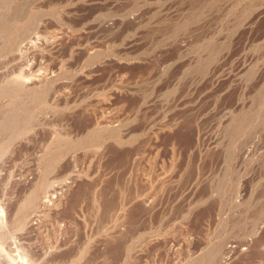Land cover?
<instances>
[{"label": "rangeland", "instance_id": "374dc122", "mask_svg": "<svg viewBox=\"0 0 264 264\" xmlns=\"http://www.w3.org/2000/svg\"><path fill=\"white\" fill-rule=\"evenodd\" d=\"M5 20L0 118L43 100L0 130V264H264V0H0Z\"/></svg>", "mask_w": 264, "mask_h": 264}, {"label": "bare ground", "instance_id": "6f19581e", "mask_svg": "<svg viewBox=\"0 0 264 264\" xmlns=\"http://www.w3.org/2000/svg\"><path fill=\"white\" fill-rule=\"evenodd\" d=\"M9 18H11V17H9ZM13 18V17H12ZM14 19V18H13ZM11 21V20H10ZM13 21H15V20H13ZM13 21H11V22H13ZM15 24V22L13 23V24H11L9 21H0V36L2 37H4V36H6L7 37V35H8V37L6 38V39H8L9 38V34L12 32V31H14V27L12 26V25H14ZM15 26V25H14ZM5 40V39H4ZM216 51V50H215ZM214 51V52H215ZM212 54H213V52H212ZM211 54V55H212ZM212 58H213V56H212ZM18 88H16V90H17ZM15 91V89L14 90H12V92H14ZM15 95H14V97H13V102H12V104H11V107H10V110L8 111V112H6V113H4L3 115H2V117L0 118V130H10V132L12 133V134H19V133H21L23 130H27V128H29V124H30V121H31V119L33 118L32 116L34 115V110H33V106H35V103H37V102H40V101H42L43 100V97H41V96H36V97H33V98H31L30 97V99H27V97L26 96H24L23 95V93L22 92H16V93H14ZM184 123V122H183ZM188 124V123H187ZM184 125V124H183ZM190 125V124H189ZM188 125V126H189ZM186 127V126H185ZM184 127V128H185ZM187 128V127H186ZM179 129V128H178ZM184 130V129H183ZM174 131V130H173ZM170 132H171V130H170ZM177 132V131H176ZM177 133H180V132H177ZM179 136V135H178ZM178 136H176V137H178ZM104 137H114L115 138V140L116 141H118V142H123L125 139L122 137V135H121V133H120V131L119 130H117V129H107L106 131H104V132H102L101 134H100V139L99 140H103L104 139ZM200 137V136H199ZM175 138V137H174ZM177 139V138H176ZM201 139V138H200ZM189 141V140H188ZM199 141V140H198ZM182 144H184V143H182ZM201 145V144H200ZM194 146V145H193ZM198 146V145H197ZM189 148V147H188ZM198 149V148H197ZM120 150V149H119ZM112 151H114V150H112ZM115 151H117L116 149H115ZM115 155V154H114ZM117 155V154H116ZM117 157V156H116ZM126 157V156H125ZM118 158V157H117ZM127 158V157H126ZM136 158V157H135ZM134 158V159H135ZM124 160V159H123ZM121 161V160H120ZM123 162V161H122ZM121 162V163H122ZM125 163V162H124ZM121 165V164H120ZM147 175V174H146ZM62 177H64V176H62ZM62 177H60V178H62ZM123 177V176H122ZM121 177V178H122ZM128 177V176H127ZM60 178H58V179H60ZM128 182V181H127ZM133 183H135L134 181H132ZM130 183V182H129ZM123 184V183H122ZM128 185V184H127ZM132 185V184H131ZM130 185V186H131ZM142 185V184H141ZM128 187V186H127ZM150 187V186H149ZM123 188V187H122ZM121 188V189H122ZM128 190H130V189H128ZM128 190H127V193H128V196H126L125 195V197L127 198V201H126V203L128 202V203H130L132 200H136L137 198H143L144 197V194L143 193H139L138 191H134V189H133V191H132V189H131V191L130 192H128ZM125 191V190H124ZM146 191V190H145ZM123 193V192H122ZM123 196V195H122ZM37 197H36V195L35 194H30L28 197H27V199H26V201L24 202V204H23V206H22V208L24 209H22L23 211H25L26 210V208L28 207V208H30L32 205H33V203H34V201H35V199H36ZM123 199V198H122ZM144 199H145V197H144ZM124 200H125V198H124ZM122 201V200H121ZM52 203H53V200H52ZM55 203V202H54ZM53 203V204H54ZM125 202H123L122 201V203L119 205V212L121 213V212H123L122 214H125L126 212V210H127V208H128V204H126ZM27 208V209H28ZM3 207L0 205V255L1 254H3V252H5V249H4V246H5V244L7 243V242H9V241H11L12 242V244L15 246V248L17 249V247H18V245H16L17 244V242H16V240H14L15 238H14V236L13 235H11V234H9V233H7V232H5V231H3V227L5 226V222H4V220L2 219V214H3ZM125 212V213H124ZM255 230L257 231V229H256V227H255V229H253L252 231L253 232H255ZM260 238V237H259ZM258 239V238H257ZM11 242H10V244H11ZM258 242V241H257ZM259 242H260V239H259ZM8 244V243H7ZM9 244V245H10ZM11 246V245H10ZM256 250H257V252L258 253H261V252H263L264 253V245L263 244H260V243H258L257 244V247H256ZM22 255H21V253L20 252H18V257H21ZM209 259H208V261H207V264H215V260H216V257H215V255H209V257H208ZM8 264H11V263H8Z\"/></svg>", "mask_w": 264, "mask_h": 264}]
</instances>
